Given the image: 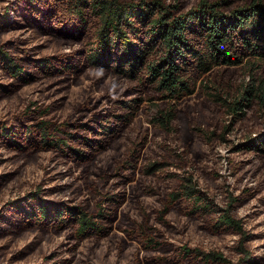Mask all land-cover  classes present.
<instances>
[{"label":"rangeland","instance_id":"374dc122","mask_svg":"<svg viewBox=\"0 0 264 264\" xmlns=\"http://www.w3.org/2000/svg\"><path fill=\"white\" fill-rule=\"evenodd\" d=\"M16 1L0 0L2 21L6 13L8 19L12 18ZM162 1L178 4L182 12H187L202 0ZM228 1L230 9H234L251 0ZM16 39L25 41L19 47L28 49L29 54L13 48L11 41ZM6 41L11 42L9 50L18 54V61L25 64L35 78L17 81L0 67L8 82L19 84L13 92L0 98V125L21 129L18 118L26 113L28 125L38 121L49 124V137L59 140L65 136L63 131H75L73 124L84 121V115L94 110L102 107L107 111L120 105L119 101L132 102L134 98L146 97L130 91L134 84L107 68L88 66L79 71L74 67L71 72H65L61 63L55 62L56 57L68 54L70 59L72 55L79 58L83 49L80 42L56 39L36 30L33 25L29 28L22 25L0 34V43ZM43 60L49 61L57 71L48 74L49 68L43 65ZM81 64L83 67L84 63ZM250 73L248 65L220 68L200 80L196 93L177 104V117L170 132L151 124V119L160 113V109L166 108V103L146 98L136 120L113 141L114 146L95 154L89 162L76 163L57 151L24 154L25 151L6 147L0 138V182L4 183L0 186V212L5 207L16 209L12 203L33 193L41 194L43 200L55 205L63 203L87 210L93 209L103 198L105 213L111 215L110 211L116 210L115 222L127 227L125 229L148 215L149 224L159 231L153 236L154 242L166 243L168 251L175 258L183 257V262L149 263L146 260L149 252L145 247L118 227L107 235L78 241L73 237L74 228L67 224L60 229L26 224L19 228L4 226L0 234V264H205L197 256L199 252L222 253L229 261L207 264H264V156L238 152L236 148L264 131V115L253 108L243 120L236 121L205 97L206 91L218 84L225 86L231 95L235 94L239 87L251 82ZM262 73L264 76V69ZM194 127H200L205 133L214 132L216 138L208 145L204 137H197L191 152H187V138ZM138 141L145 142L142 167L158 162L163 164L164 170L156 177H144L140 173L137 182L123 183V177L115 173L116 167ZM196 150L200 151L199 157ZM232 160L239 162L234 170ZM175 165L183 167L179 169ZM187 173L192 175L193 183L210 208L205 207L196 214H191L188 209H174L166 215L167 222H163L159 210L163 205L155 193L177 186L170 177L187 176ZM225 211L240 223L242 220L252 237L243 243L235 227H218ZM186 250L190 252L184 256ZM248 259H251L250 263Z\"/></svg>","mask_w":264,"mask_h":264},{"label":"trees","instance_id":"16d2710c","mask_svg":"<svg viewBox=\"0 0 264 264\" xmlns=\"http://www.w3.org/2000/svg\"><path fill=\"white\" fill-rule=\"evenodd\" d=\"M230 6L228 0H202L198 6L182 12L180 5L167 4L162 0L16 1L12 18L8 19L6 13L2 16L4 20L0 19V34L22 25L27 28L33 25L36 30L56 39L80 42L83 49L79 58L72 55L70 59L68 54L56 57L55 62L61 63L65 72H71L74 67L79 71L88 66L107 68L116 76L132 82L134 87L129 88L130 91L146 97L134 98L132 102L119 101L120 105L107 111H103L102 107L94 110L84 115V121L73 124L75 131H63L65 136L59 140L49 137V124L38 121L28 125L29 117L23 113L18 118L22 123L21 129L14 125H0L1 143L14 150L25 151L24 154L57 151L76 163L89 162L95 154L104 153L114 146L113 141L134 123L146 98L166 103V108L160 109V113L151 119V124L159 130L170 132L177 117V104L196 93L199 82L215 69L243 65H248L252 71L251 82L239 87L233 95L225 86L218 84V87L206 91L205 97L236 121L243 120L253 108L264 115V0H251L234 9H230ZM11 42L14 49L29 54L28 49L19 47L20 43H25L24 40ZM11 42L0 43V67L14 80L24 82L34 79L32 71L18 61V54L9 50ZM43 61V65L49 68L46 70L48 74L57 71L49 61ZM81 63H84L83 67ZM36 67L40 68L39 65ZM3 74L4 71L0 70V79L5 80L0 81V98L13 92L19 85L8 82ZM201 86L207 88L205 84ZM85 108L90 109L89 106ZM191 130L187 138V152H191V145L197 137H204L208 145L214 143L216 133H205L200 127ZM254 138L237 146L238 152H255L264 156V131ZM144 145L145 142H136L116 167L115 173L123 177V183L137 182L140 173L144 177H156L158 172L164 170L163 164L158 162L142 167ZM195 154L199 157L200 151L196 150ZM238 163H231L233 170ZM175 167L182 169L183 165ZM170 180L176 182L177 186L167 188L163 193H155L163 205L159 209L160 220L165 222L166 215L174 209H188L191 214H196L204 211L205 207L210 208L193 183L192 175L172 176ZM3 184L1 181L0 186ZM123 191L125 193L126 189ZM103 200L87 210L63 203L55 205L43 200L41 194L33 193L26 199L12 203L16 209L5 207L0 212V234L5 225L19 228L35 224L60 229L67 224L74 228L73 237L81 241L107 235L118 227L145 247L149 252L146 257L149 263L183 262V257L175 258L168 251L166 243L154 242L153 236L159 231L149 224L148 215L140 222L134 221L130 229H125L127 227L115 222L116 210L110 211L111 215L105 213ZM218 227H235L243 243L252 237L242 220L240 223L229 211L222 214ZM188 250L184 256L189 254ZM162 251L163 254L159 253ZM243 252L248 254L244 249ZM197 256L205 264L229 262L222 253L199 252ZM250 262L251 259H248Z\"/></svg>","mask_w":264,"mask_h":264}]
</instances>
